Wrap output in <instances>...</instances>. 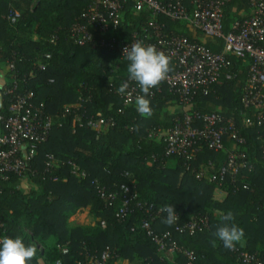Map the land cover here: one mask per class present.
I'll return each instance as SVG.
<instances>
[{"label":"trees","instance_id":"obj_1","mask_svg":"<svg viewBox=\"0 0 264 264\" xmlns=\"http://www.w3.org/2000/svg\"><path fill=\"white\" fill-rule=\"evenodd\" d=\"M90 1L0 0V59L13 64L6 74L5 86L17 79L20 90L32 91L33 103L42 104L55 121L47 141L38 145L37 154L31 161L36 174L28 173L25 177L39 191L34 188L25 190L21 185L23 178L9 175L3 179L0 175V221L4 223L0 235L3 238L20 237L26 246L35 245L37 253L30 264H51L58 259L62 264H77L83 258L84 249L89 253L110 249L120 259L134 264H173L172 261H180L177 256H164L162 259L156 245L139 228L143 217L139 207L132 206L123 221L117 219L114 210L107 208L99 198L93 183L97 180L110 188L126 184L137 191L141 202L146 201L156 207L172 205L181 221L196 214L207 215L209 229L192 236L179 235L174 231V224L165 225L164 215L153 223L156 231H171L178 242L194 250L204 264H243L236 253L225 249L215 235L224 223L222 215L228 211L235 215V220L229 224H236L245 233L244 245L237 244L236 247L264 257V163L259 158L260 137L264 129L242 124L240 89L247 75L246 65L229 56L230 71L235 77L216 85L215 94L197 95L185 109L190 112L217 109L241 127L245 145L224 139L221 150L212 151L203 146L195 161L191 162L192 167L204 174L207 160L221 162L229 149H240L254 163V170H244V182L238 183L239 188L233 190L230 185L210 184L205 178L198 181L186 170L184 162L175 157L167 159L164 167L148 165L149 157L159 155L163 146V143L155 144L148 137V130L156 127L164 131L176 116L181 115L164 110L166 102L174 100L180 106L182 104L163 88L150 99L154 110L152 117L140 116L135 104L124 108L122 114L117 112L122 108V102L114 90L128 76L130 61L126 57L118 59L105 48L75 46L69 37V26ZM10 6L19 12L14 23L6 19ZM247 8L248 0L225 1V32L229 31L234 20L245 17ZM145 15L127 9L124 27L119 33L130 34ZM159 21L166 30L204 43L213 51L221 49L216 40H201L199 32L184 20L160 16ZM44 54H50V58L46 59ZM40 62L46 64L44 69L39 68ZM80 95L90 98L84 102L87 116L101 112L104 116L114 115L116 119L114 126L99 131L98 138L97 132L83 123H77L73 132V114L61 118L64 107L74 104ZM7 107L8 98L2 95L0 114L8 115ZM75 112L81 115L84 109H76ZM60 120L61 125L58 126ZM50 153L56 157L57 163L50 173L44 174V160ZM70 159L87 173L86 178L71 174L66 164ZM170 160L172 164L168 165ZM243 184H247V188ZM84 208H89L96 220L95 225L71 226V216ZM57 245L67 246L68 253L61 254Z\"/></svg>","mask_w":264,"mask_h":264},{"label":"built area","instance_id":"obj_2","mask_svg":"<svg viewBox=\"0 0 264 264\" xmlns=\"http://www.w3.org/2000/svg\"><path fill=\"white\" fill-rule=\"evenodd\" d=\"M226 0H91L78 18L69 26V37L73 45L101 47L118 59L126 57L124 49L135 42H142L145 46L154 45L158 50L171 57L172 71L158 88L151 89L152 99L166 88L172 93L182 106L190 105L197 95L208 96L215 94V86L224 81L232 80L235 74L230 71L229 56H234L246 65L247 75L240 89L242 124L245 127H260L264 129V0H248V8L243 19L234 20L229 31L223 28ZM130 9L134 13H145V18L130 34L119 33L124 27V14ZM171 20H184L202 36L216 40L221 49L216 52L204 43L190 40L186 36L173 30H166L159 17ZM19 12L12 6L8 8L6 19L14 23ZM54 39V38H53ZM46 59L50 54H44ZM44 69L46 64L39 63ZM9 70L13 64L8 62ZM128 81L123 78L119 85ZM129 89L125 94L114 93L122 102L118 113L124 108L134 105L135 97L142 95L139 86L134 81H128ZM131 93L129 97L128 93ZM2 95L8 98V115L0 114V175L7 179L9 175L25 178L27 174L34 175L36 170L31 167V161L37 154L38 145L47 141L50 131L55 124L54 118L42 104L33 103V92L20 90L19 82L13 79L7 84ZM131 99L132 103L127 101ZM89 96L80 95L72 105H66L61 118L73 114V132L76 124H85L98 133L105 127L114 126V115L104 116L101 112L86 115L84 102ZM84 109L83 114L75 110ZM84 119V122L82 121ZM60 120L58 126L61 125ZM157 135L163 137L162 152L152 154L147 160L148 165L165 166L167 159L175 157L181 159L192 175L198 180L203 178L207 183L219 186L230 185L237 190L238 183L244 182V170H254V163L246 158L245 152L229 149L221 162L207 160L204 174L191 166L201 147L212 151L223 148L224 139L237 145H245L246 140L241 134V127L234 120L226 117L219 110L207 112L183 111L174 118L172 125L162 131L152 127L148 130V137ZM259 158L264 163V133L260 137ZM57 159L53 154H47L44 160L43 173H50ZM67 166L72 175L84 179L87 173L74 160H67ZM55 179V178H54ZM99 198L107 208L115 212V216L123 221L132 206L143 211L140 219L141 228L147 237L156 245L157 252L162 259L177 256L180 261L173 264H204L199 261L194 250L180 244L169 230L156 231L153 223L156 218L167 213L161 211L163 207L139 201L136 190L126 184L110 188L93 181ZM247 188V184H243ZM179 216V215H178ZM210 227L209 218L205 214H196L191 218L174 223V231L179 235L192 236L207 231ZM4 223L0 221V231ZM0 239L3 236L0 235ZM61 254L68 253V247L57 245ZM237 259L243 264H264V257L258 253H249L235 247ZM121 259L117 254L105 249L100 253H89L86 249L83 258L77 264H118ZM51 264H62L58 259Z\"/></svg>","mask_w":264,"mask_h":264},{"label":"clouds","instance_id":"obj_3","mask_svg":"<svg viewBox=\"0 0 264 264\" xmlns=\"http://www.w3.org/2000/svg\"><path fill=\"white\" fill-rule=\"evenodd\" d=\"M124 54L130 61L127 67L128 81H134L143 93L135 97V109L140 116L150 118L154 115V110L147 97L151 95L150 90L158 88L172 71L171 57L158 50L154 45L145 46L142 42H135L131 47H126ZM128 81L119 85L116 89L118 94L127 92ZM128 95L130 97L131 93L129 92ZM127 102L132 103L131 99ZM161 211L167 213V217L163 220L165 225L172 226L179 220L175 207L172 205H165ZM221 219L224 223L217 229L215 235L222 241L225 249L233 250L244 239V229L234 223L229 224L235 220L232 211L222 215ZM213 246H215V241ZM36 253L37 247L35 245L26 246L20 237L6 236L0 239V264H30Z\"/></svg>","mask_w":264,"mask_h":264},{"label":"crops","instance_id":"obj_4","mask_svg":"<svg viewBox=\"0 0 264 264\" xmlns=\"http://www.w3.org/2000/svg\"><path fill=\"white\" fill-rule=\"evenodd\" d=\"M201 40H205L204 37L199 36ZM36 39V37H33ZM9 72L8 62L5 59H0V106L2 102V89L5 86V77L6 74ZM164 110H167L168 112L172 114H179L185 110V107L180 106L176 101H168L164 105ZM153 142L155 144H161L163 142V137L160 135H157L156 137L152 138ZM151 140V139H149ZM148 140V142H150ZM171 160L168 162V165H171ZM21 185L24 189H30L34 188L35 190L39 191V188H37L31 181L27 180L26 178H23L21 180ZM96 220L92 216V214L89 212V208L79 209L76 211L70 219V225L71 226H79V225H95ZM103 225V222H101ZM240 246L244 245V240H242L240 243ZM172 260V259H171ZM137 263V262H136ZM118 264H134L133 262H130L128 260H120Z\"/></svg>","mask_w":264,"mask_h":264},{"label":"rangeland","instance_id":"obj_5","mask_svg":"<svg viewBox=\"0 0 264 264\" xmlns=\"http://www.w3.org/2000/svg\"><path fill=\"white\" fill-rule=\"evenodd\" d=\"M201 35V34H200ZM202 36V35H201ZM202 37H204V36H202ZM205 39H207L206 37H204ZM116 68V65H114V69ZM185 109L187 110L188 109V106L187 107H185ZM219 109V108H218ZM25 190H29V189H25ZM71 219V218H70Z\"/></svg>","mask_w":264,"mask_h":264}]
</instances>
